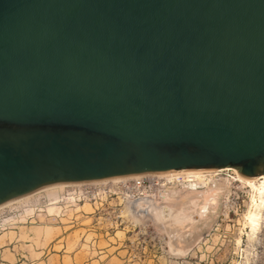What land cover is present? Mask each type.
<instances>
[{"label":"water","instance_id":"1","mask_svg":"<svg viewBox=\"0 0 264 264\" xmlns=\"http://www.w3.org/2000/svg\"><path fill=\"white\" fill-rule=\"evenodd\" d=\"M221 167L264 174V0H0V205Z\"/></svg>","mask_w":264,"mask_h":264},{"label":"rangeland","instance_id":"2","mask_svg":"<svg viewBox=\"0 0 264 264\" xmlns=\"http://www.w3.org/2000/svg\"><path fill=\"white\" fill-rule=\"evenodd\" d=\"M231 168L205 173L210 184H226L228 179L230 184L219 192L206 223L198 222L199 231L185 236L188 247L183 252L171 249L169 235L150 215L136 219L127 214L125 189L114 188L107 202H120L126 222L106 233L87 214L92 206L79 194L80 187L64 186L35 190L0 206V264H264V193L234 180ZM185 183L164 188L154 182L147 193L159 199L170 186L178 191ZM254 183L260 187L261 179Z\"/></svg>","mask_w":264,"mask_h":264},{"label":"bare ground","instance_id":"3","mask_svg":"<svg viewBox=\"0 0 264 264\" xmlns=\"http://www.w3.org/2000/svg\"><path fill=\"white\" fill-rule=\"evenodd\" d=\"M225 169H229V167L221 169H200L156 174H134L96 181L55 183L41 187V189H37V192L38 190H46L55 187L79 186L80 190L78 192L79 194H82V188L85 185L109 184L99 186H110L113 188H117L120 184H124L129 180L137 179L140 177L153 178V180H156V184L161 185L164 188L168 183H172V185H174V183L178 181H187V184L185 183L182 186L185 187V189L182 188L181 190L174 191L171 188L172 186H170L169 190H167L166 193L162 194L159 199H155L157 198L154 195L155 193L151 192H144L135 199H132L129 193L124 192L126 196L129 197L128 203L130 201L127 214L129 213L133 215L136 219H140L143 215L146 214L150 215L153 221L161 228V230H164L169 235V244L171 249L183 252L188 247L185 236L187 234H192L196 230L199 231L198 222H205L207 218H210V214L215 211L217 207L219 192H221L223 187H227V183L230 184V179H228L226 184H210L209 181H205L204 179L206 176L205 173L209 174ZM231 169H233L235 173L233 177L234 180L238 181L241 185L244 186L246 184L250 185L252 189H257L260 194L264 193V174L255 178H245L237 173V168L233 167ZM259 179H261V185L260 187H257L255 186L254 181ZM198 184H202L203 188L198 189ZM81 186L83 187L81 188ZM20 198L23 197L20 196L7 202H14L15 200ZM138 200L140 201V205H138ZM7 202L5 203L8 204ZM5 203L3 204L6 205ZM185 205H188V209H185ZM191 209L195 210V215L190 214Z\"/></svg>","mask_w":264,"mask_h":264},{"label":"built area","instance_id":"4","mask_svg":"<svg viewBox=\"0 0 264 264\" xmlns=\"http://www.w3.org/2000/svg\"><path fill=\"white\" fill-rule=\"evenodd\" d=\"M148 184H145V182ZM153 182V183H152ZM156 180L152 181L150 178L140 177L137 179L129 180L124 184H121L117 188L125 189L131 192L132 199L139 197L142 193L147 192ZM148 188V189H147ZM82 197L83 199L89 200L92 211L89 215L93 217V220L97 223L102 224L100 227L106 232H113L118 226L126 222L124 209L119 205L120 202H107V198L115 193L113 187L110 186H86L83 188ZM107 203H113L112 208Z\"/></svg>","mask_w":264,"mask_h":264}]
</instances>
